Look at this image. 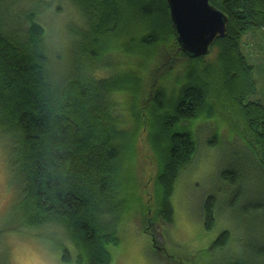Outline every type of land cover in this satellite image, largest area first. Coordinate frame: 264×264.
I'll list each match as a JSON object with an SVG mask.
<instances>
[{
  "label": "trees",
  "instance_id": "obj_1",
  "mask_svg": "<svg viewBox=\"0 0 264 264\" xmlns=\"http://www.w3.org/2000/svg\"><path fill=\"white\" fill-rule=\"evenodd\" d=\"M60 1L0 0V138L18 180L12 186L21 192V220L5 228L30 236L52 227L57 238L75 244L78 264H111V249L121 244L117 226L137 217L128 198L137 197L141 208L138 180L129 183L138 140L145 136L157 163L152 185L159 216L150 220L152 231L145 223L141 228L158 247L154 227L161 219L173 222L177 180L197 154L185 124L219 115L248 151L236 150L237 166L222 175L248 233L243 257H236L240 247L233 241L236 249L222 264H264V102L249 99L258 83L239 41L264 27V0H211L229 22L200 57L181 48L167 0H64L80 25L53 28L60 39L51 42L54 34L42 16H61ZM117 57L128 68L101 76L100 69L117 67ZM171 75L175 97L165 85ZM216 143L214 136L209 144ZM252 181L257 190L240 204ZM203 204V224L211 231L216 197ZM232 240L225 230L213 246L223 251ZM72 260L66 250L63 263Z\"/></svg>",
  "mask_w": 264,
  "mask_h": 264
},
{
  "label": "rangeland",
  "instance_id": "obj_2",
  "mask_svg": "<svg viewBox=\"0 0 264 264\" xmlns=\"http://www.w3.org/2000/svg\"><path fill=\"white\" fill-rule=\"evenodd\" d=\"M68 4L69 6L64 0L60 1L61 13L59 15L61 16H42L44 26L52 32V35L54 34L55 39H52L51 42H58L56 39H60L55 34L56 29H63L65 26L66 30L69 25L75 23L80 25L79 19L74 20L70 15L69 7L72 6L70 3ZM62 18L64 20L61 26L57 25L56 22L61 21ZM239 41L241 51L254 64V77L258 83L257 94L249 99H261L264 102V27L254 32L247 31L241 35ZM212 46L213 44L210 46V50ZM114 62L117 67L107 66V69H100L99 74L106 76L110 72L114 74L120 68L122 70L128 68L127 60L117 57ZM179 76L180 79H183L181 67H179ZM175 83L176 78L173 75L165 81V85L172 95L174 94V97L178 96ZM122 96L119 95L117 99L122 101ZM185 125L189 126L195 135L198 144L197 154L192 160L193 162L182 169L177 180L173 193V222L167 225L161 219L155 225L156 238L159 240L158 247L154 245L152 234H145L144 228H141L145 223V227L152 231L150 220L153 221L155 216H159L157 213L154 214L156 211L153 203L156 201V197L153 193L154 185H152L157 163L149 149L146 137L143 136L138 140V154L136 155L138 158L133 161L132 167V171L135 173L132 174L134 176L129 183L132 186L133 181L138 180L141 208L138 209L135 205L137 197L132 195L130 199L128 198V204L137 208L135 210L137 217H128L124 227L123 225L117 226L121 244L111 249V264H222L231 259L229 252L234 251L237 244L240 249L236 257H243V244L248 233L245 230V224H243V216H238L235 209L232 208L230 200L233 193L227 192L222 175L224 170L230 168L233 170L237 166L234 153L237 154L240 150L247 151V148L243 140L231 131V127H227L222 122L219 115L217 120L199 118L193 122H186ZM214 136H216L217 143L215 146H210L209 142ZM243 181L247 182L246 179ZM12 182L14 185H18L11 166L7 142L4 143V139L0 138V256L2 254L5 256L3 264H69L62 261L63 253L66 250L73 258L70 264H78L75 261L77 255L75 244L63 236L57 238L54 234L56 230L52 227L45 234L31 233L30 236H26L25 232L14 229L11 231L10 228H5L6 225H17L21 220V214H19L21 192L17 186H12ZM245 186L246 190L240 197V204L249 202V198L257 190L259 184L252 181V186L250 184ZM210 195L216 197L215 214L217 218L214 228L207 231L203 224L202 210L204 200ZM108 216L109 214H101L100 218L105 217V220H109ZM162 226H165L164 229L161 228ZM225 230L230 232L233 240L228 248L220 251L213 246V243ZM10 231L15 234L9 233ZM60 234L62 233L59 232ZM233 241H237V244H234Z\"/></svg>",
  "mask_w": 264,
  "mask_h": 264
},
{
  "label": "water",
  "instance_id": "obj_3",
  "mask_svg": "<svg viewBox=\"0 0 264 264\" xmlns=\"http://www.w3.org/2000/svg\"><path fill=\"white\" fill-rule=\"evenodd\" d=\"M181 48L194 57L207 55L215 37L224 36L227 14L211 0H167Z\"/></svg>",
  "mask_w": 264,
  "mask_h": 264
}]
</instances>
